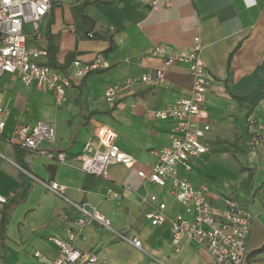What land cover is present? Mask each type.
<instances>
[{
	"label": "crops",
	"instance_id": "crops-1",
	"mask_svg": "<svg viewBox=\"0 0 264 264\" xmlns=\"http://www.w3.org/2000/svg\"><path fill=\"white\" fill-rule=\"evenodd\" d=\"M25 31L30 33V27ZM196 38L209 81L204 104L209 130L202 140L205 152L188 173H178L193 186L206 187L215 207L232 199L250 210L253 220L241 264H264V151L252 155L246 145L248 116L264 129V0H160L155 8L138 0H51L41 38L29 41L47 50L42 61L66 72L72 61L89 63L100 54L109 68L73 82L60 105L35 83L24 86L16 74L1 77L0 195L7 203L0 209V223L8 216L3 239L0 233V264H48L59 255L49 239H63L68 230L79 235L75 247L81 253L96 254V264H215L193 241L182 239L174 246L168 221L150 224L148 195L165 203L168 219L185 217V212L168 187L143 183L137 175L148 174L153 153L170 143L174 122L154 113L187 96L192 87L184 64L165 69L167 87L141 83L140 77L162 67L148 51L162 44L183 54ZM128 79L133 83L125 84ZM112 85L120 88L108 103L103 92ZM37 122L54 129L53 143L39 145L52 158L12 142L18 126ZM101 126L134 159L131 167H109L107 180L84 174L77 161ZM51 183L64 187L63 196L47 188ZM74 205L94 208L109 228L81 227ZM117 234L137 237L141 250Z\"/></svg>",
	"mask_w": 264,
	"mask_h": 264
},
{
	"label": "built area",
	"instance_id": "built-area-1",
	"mask_svg": "<svg viewBox=\"0 0 264 264\" xmlns=\"http://www.w3.org/2000/svg\"><path fill=\"white\" fill-rule=\"evenodd\" d=\"M159 1L138 0L151 8H155ZM50 10L51 0H0V79L5 74H16L24 86L35 83L52 93L55 103L60 105L64 101L66 89L73 82L81 81L89 73L104 71L109 68V64L100 54L89 63L72 61L66 72L43 62L48 57L47 50L30 45L29 41L41 38V23ZM27 26L30 27V33L25 31ZM200 50L199 38L183 54L171 51L162 44L149 49L148 54L161 60L162 67L152 74L140 77L141 83L152 87H167L165 69L174 64H184L192 78V87L187 96L154 113L159 120L170 119L174 122L170 143L153 153L155 162L148 174L139 171L137 175L143 183L148 182L160 188L168 187L170 196L183 207L185 217L177 214L168 219L164 202L158 201L153 194L145 198L146 206L150 209L147 213L150 224L160 226L168 221L170 240L174 246L178 248L180 241L187 239L205 250L215 264H241L246 258L253 220L250 210L232 199L224 200L222 207H215L207 199L206 187H195L178 173L180 169L188 173L193 160L206 150L202 140L209 130L208 113L204 108L209 81L206 68L199 57ZM132 83L131 79L125 81V84ZM119 88L117 85L106 87L103 92L104 100L113 103ZM4 126L3 111L0 108V134ZM246 135L249 153L255 155L258 150L264 151V129L258 127L250 116L246 118ZM114 138L110 130L99 127L95 139L87 140L77 157L80 171L88 176L107 180L109 167H131L134 159L119 149ZM54 139V129L44 122H37L34 125L18 126L14 130L12 142L26 151L52 158L39 145L42 142L53 143ZM58 159L62 161L64 158L59 155ZM47 188L52 193L63 196L64 187L51 183ZM6 203L7 198L0 195V209ZM74 206L79 212L77 221L81 227L96 223L109 228V221L94 208L87 205ZM116 238L141 250V242L135 236L117 234ZM78 239L79 235L70 230L63 239L51 237L49 240L57 247L59 255L48 264H96V254H84L75 247ZM35 257H40V254L35 253Z\"/></svg>",
	"mask_w": 264,
	"mask_h": 264
},
{
	"label": "trees",
	"instance_id": "trees-1",
	"mask_svg": "<svg viewBox=\"0 0 264 264\" xmlns=\"http://www.w3.org/2000/svg\"><path fill=\"white\" fill-rule=\"evenodd\" d=\"M19 147V146H18ZM21 148V147H20ZM25 150V149H24ZM7 216H4L2 217V220H1V223H0V233H1V237L3 239L4 237V228H5V225H6V220H7ZM264 250V248H262L260 251Z\"/></svg>",
	"mask_w": 264,
	"mask_h": 264
}]
</instances>
